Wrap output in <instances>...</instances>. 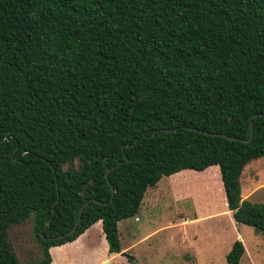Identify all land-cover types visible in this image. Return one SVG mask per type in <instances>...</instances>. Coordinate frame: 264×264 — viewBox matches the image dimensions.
I'll return each instance as SVG.
<instances>
[{"label": "trees", "instance_id": "obj_1", "mask_svg": "<svg viewBox=\"0 0 264 264\" xmlns=\"http://www.w3.org/2000/svg\"><path fill=\"white\" fill-rule=\"evenodd\" d=\"M262 156L264 0H0V264H49L97 222L118 253L148 187L211 166L234 222L264 234V203L240 196ZM30 213L22 262L7 228Z\"/></svg>", "mask_w": 264, "mask_h": 264}, {"label": "rangeland", "instance_id": "obj_2", "mask_svg": "<svg viewBox=\"0 0 264 264\" xmlns=\"http://www.w3.org/2000/svg\"><path fill=\"white\" fill-rule=\"evenodd\" d=\"M240 192L250 202L264 203V156L243 167ZM31 222L30 213L7 228L8 242L20 261L38 253ZM97 226L90 233L99 232ZM117 233L120 252L137 264H226L225 254L240 237L244 252L238 264H264V234L234 222L215 166L162 176L146 189L135 216L117 222ZM95 234L84 233L76 244L51 246L49 264H133L120 252L107 259L106 241Z\"/></svg>", "mask_w": 264, "mask_h": 264}, {"label": "water", "instance_id": "obj_3", "mask_svg": "<svg viewBox=\"0 0 264 264\" xmlns=\"http://www.w3.org/2000/svg\"><path fill=\"white\" fill-rule=\"evenodd\" d=\"M165 130H166V129H165ZM251 133H252V130H251V122H250V123H249V135H248V137L245 139V141H249V140H250V138H251ZM221 136L226 137V136H224V135H221ZM228 138L235 139V138H233V137H228ZM134 142H135V140H134ZM104 161H105V159H103V162H104ZM109 170H110V168H105V172H104V176H105V177H107V173L109 172ZM113 192H114V189L111 188V195H112ZM85 204H86V202H84L83 205L80 207V209H79V213H80L82 207H83ZM52 211H53V208H51V214H52ZM79 213H78V214H79ZM49 220H50V218H48V219L46 220L45 225L48 224ZM79 220H80V218H79V216H77V218H76V220L74 221V223L72 224V226H71L66 232H64L63 234L58 235L57 237H56V236L49 237V239L61 238L62 236H65V235H69V234H71L72 232L75 231L76 226H77ZM119 254H121V256L127 257V259H129L130 261H133V258H131L130 256L125 255L124 253H121V252H120Z\"/></svg>", "mask_w": 264, "mask_h": 264}, {"label": "crops", "instance_id": "obj_4", "mask_svg": "<svg viewBox=\"0 0 264 264\" xmlns=\"http://www.w3.org/2000/svg\"><path fill=\"white\" fill-rule=\"evenodd\" d=\"M241 196V195H240ZM242 198V197H241ZM242 199H247V198H242ZM230 212V211H229ZM95 224H97L98 226H97V229H96V231H99V232H96V234H95V232L93 233H90V231L94 228V226H95ZM99 227V228H98ZM86 234L87 235V237L89 236V235H97L98 236V234L100 235L101 234V236L103 237V234H102V232H101V229H100V225H99V223L97 222V223H94V224H92L90 227H88L87 229H85L84 230V232L83 233H81L76 239H74L73 241H71V242H73L72 244H76V243H78L77 241L79 240V238L80 237H82L83 236V234ZM98 233V234H97ZM104 238V237H103ZM89 239V238H88ZM240 240H241V243H242V245H243V241H242V239H241V237H240ZM107 246V245H106ZM244 248V247H243ZM109 254V256L107 257V259H111V258H113L115 255H117V253H108Z\"/></svg>", "mask_w": 264, "mask_h": 264}]
</instances>
